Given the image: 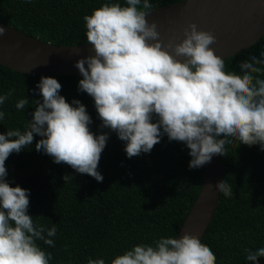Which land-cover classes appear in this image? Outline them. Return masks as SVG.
<instances>
[{"label": "clouds", "instance_id": "1", "mask_svg": "<svg viewBox=\"0 0 264 264\" xmlns=\"http://www.w3.org/2000/svg\"><path fill=\"white\" fill-rule=\"evenodd\" d=\"M151 9L150 0H126V6L104 3L83 18L94 54L75 64L82 76L78 90L93 98L101 128L126 142L128 158L150 153L167 135L170 142H181L190 150V169L203 167L215 155L227 156L225 146L233 140L260 145L264 151V51L260 58L241 61L240 74L225 71L224 58L210 47L216 43L213 33L198 30L193 23L180 43L165 45L157 24L146 19ZM4 35L0 27V37ZM36 87L42 101L33 100L35 111L26 129L0 134V264H49L52 254L37 241L54 247L57 234L55 225L47 228L28 214L29 191L7 182L5 162L12 153L39 136L37 152L97 182L104 179L97 169L109 135L97 136L90 130L93 121L86 107L79 100L68 103L57 79L41 77ZM14 91L0 95V105ZM28 103L20 99L17 110ZM4 116L0 111V120ZM63 179L67 183L73 177ZM216 187L225 196L232 195L227 181ZM246 253L248 261L259 264L264 247ZM88 264L105 260L89 258ZM111 264H216V256L197 236L185 233L181 238H160L153 245H136Z\"/></svg>", "mask_w": 264, "mask_h": 264}, {"label": "trees", "instance_id": "2", "mask_svg": "<svg viewBox=\"0 0 264 264\" xmlns=\"http://www.w3.org/2000/svg\"><path fill=\"white\" fill-rule=\"evenodd\" d=\"M181 1L150 0V11ZM104 3L126 6V0H0V21L46 43L88 44L83 18ZM262 51L264 37L251 49L225 59V71L240 74L238 64L249 56L260 58ZM52 78L62 85L60 95L68 103L79 100L86 107L93 121L90 130L97 136L107 133L109 139L97 169L103 182L37 152L39 136L5 162L10 186L30 193L28 214L38 224L57 227L54 247L37 241L42 250L52 254L49 264H88L89 258L111 264L136 245L176 238L202 190L204 167L190 169V150L181 142H170L167 135L150 153L128 158L126 142L110 129L101 128L93 98L78 90L82 76ZM40 79L0 64V95L15 90L0 105L5 113L0 134L26 129L35 111L33 100L42 101V96L35 94ZM20 99L29 100L23 110L16 108ZM225 147L223 182L231 185L232 195L221 193L202 243L214 252L216 264H252L246 259V250L264 247V151L260 145L250 147L237 140ZM65 175L73 179L66 183ZM259 264H264V257L259 258Z\"/></svg>", "mask_w": 264, "mask_h": 264}, {"label": "water", "instance_id": "3", "mask_svg": "<svg viewBox=\"0 0 264 264\" xmlns=\"http://www.w3.org/2000/svg\"><path fill=\"white\" fill-rule=\"evenodd\" d=\"M156 23L161 41L180 43L184 30L196 24L198 30L211 32L216 43L210 47L224 58L239 55L264 37V0H183L152 10L146 17ZM5 35L0 37V64L20 73L39 77L81 75L76 62L92 52L89 44L62 46L33 38L0 21ZM202 190L177 238L185 233L201 242L214 218L220 199L216 185L223 182L222 156L205 164Z\"/></svg>", "mask_w": 264, "mask_h": 264}]
</instances>
